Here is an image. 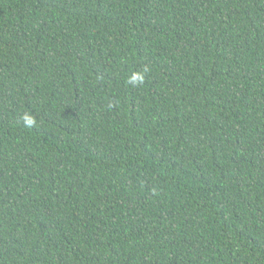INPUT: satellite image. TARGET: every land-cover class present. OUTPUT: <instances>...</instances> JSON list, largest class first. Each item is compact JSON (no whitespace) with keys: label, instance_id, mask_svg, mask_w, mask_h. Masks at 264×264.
<instances>
[{"label":"trees","instance_id":"trees-1","mask_svg":"<svg viewBox=\"0 0 264 264\" xmlns=\"http://www.w3.org/2000/svg\"><path fill=\"white\" fill-rule=\"evenodd\" d=\"M0 264H264V0H0Z\"/></svg>","mask_w":264,"mask_h":264}]
</instances>
